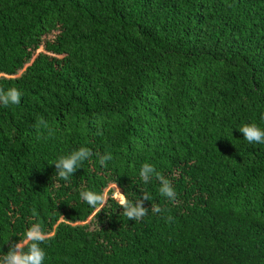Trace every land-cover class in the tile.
Instances as JSON below:
<instances>
[{
	"label": "trees",
	"instance_id": "obj_1",
	"mask_svg": "<svg viewBox=\"0 0 264 264\" xmlns=\"http://www.w3.org/2000/svg\"><path fill=\"white\" fill-rule=\"evenodd\" d=\"M0 74L22 93L0 104V255L39 222L44 264H264V144L239 131L264 129V0H0ZM81 190L106 193L98 215Z\"/></svg>",
	"mask_w": 264,
	"mask_h": 264
},
{
	"label": "clouds",
	"instance_id": "obj_2",
	"mask_svg": "<svg viewBox=\"0 0 264 264\" xmlns=\"http://www.w3.org/2000/svg\"><path fill=\"white\" fill-rule=\"evenodd\" d=\"M21 95L22 93L15 87L9 88L7 91L0 88V104L4 106L19 104ZM35 127L38 131L43 128L47 129L49 134L51 133L47 121L42 117L37 118ZM239 131L249 143L264 144V129L255 123H246L239 128ZM92 156L93 152L91 149L84 146L71 151L67 155L60 156L52 163L56 168V176L64 181L69 180L83 162L90 160ZM96 156L101 165H105L107 161L112 159L111 153L107 152L102 155L96 153ZM153 176L160 183L159 193L168 200L175 202L177 193L171 181L157 172L153 164L147 162L142 164L139 171L140 179L147 184ZM117 190L119 191L118 186ZM80 197L94 209L93 215H98L107 202L106 193H97L92 190H81ZM113 198L117 200L123 210L124 216L129 220H140L148 213V208L144 206V201L150 200L147 194H143L135 202L130 201L122 191ZM151 210L153 213H160L162 211L158 205H151ZM171 219V217H166L168 221H171ZM50 238V233L46 232L39 222L31 223L24 235L19 240L12 241L9 244L8 251L0 255V264H44L46 251L41 245Z\"/></svg>",
	"mask_w": 264,
	"mask_h": 264
},
{
	"label": "rangeland",
	"instance_id": "obj_3",
	"mask_svg": "<svg viewBox=\"0 0 264 264\" xmlns=\"http://www.w3.org/2000/svg\"><path fill=\"white\" fill-rule=\"evenodd\" d=\"M0 76H1V74H0ZM111 187L115 189L116 195H119L120 194V191L117 190V187L115 185L112 184V185L109 186V188H111Z\"/></svg>",
	"mask_w": 264,
	"mask_h": 264
}]
</instances>
